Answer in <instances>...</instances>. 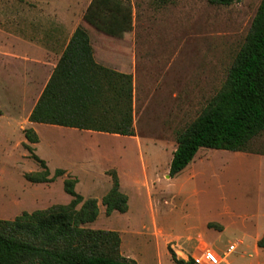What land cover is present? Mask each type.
<instances>
[{"label": "rangeland", "instance_id": "obj_1", "mask_svg": "<svg viewBox=\"0 0 264 264\" xmlns=\"http://www.w3.org/2000/svg\"><path fill=\"white\" fill-rule=\"evenodd\" d=\"M129 2V23L114 26L115 19L98 9L92 12L107 18V30L136 33L135 136L81 135L36 125L40 143L35 154L46 161L51 176L57 169L67 175L50 184H32L25 174L41 168L24 147V130L31 126L21 112L8 110L9 100L0 89V220L69 204L72 198L64 190L69 175L78 179L77 193L99 202L97 220L85 227L118 232L122 256L138 264H173L170 249L185 261L199 255L210 247L200 244L190 250L172 234H183L189 226L201 230L205 222L226 227L223 233H207L220 264H264L263 250L251 242L264 231V159L245 157L264 155V132L247 153L202 148L174 182L168 178L177 134L223 87L262 0L230 6L207 0ZM83 19L79 26L89 34L96 38L102 33ZM114 172L129 198V210L108 217L102 198L112 188ZM233 245L236 249L228 253Z\"/></svg>", "mask_w": 264, "mask_h": 264}, {"label": "trees", "instance_id": "obj_2", "mask_svg": "<svg viewBox=\"0 0 264 264\" xmlns=\"http://www.w3.org/2000/svg\"><path fill=\"white\" fill-rule=\"evenodd\" d=\"M207 1L215 6H230L240 0ZM92 8L115 19L114 26L120 25L132 20L129 0H92L83 22L96 25L97 30L110 36L131 33L121 29L108 31L106 17L93 13ZM28 120L134 137L133 77L97 64L89 33L79 26ZM263 132L264 0L223 87L195 121L177 134L169 176L181 174L202 148L247 152L250 143ZM24 135L27 140L24 147L41 168L25 174L28 182L50 184L67 175L66 170L57 169L51 176L46 161L31 146L39 143L38 134L28 128ZM111 179L112 188L102 198L108 217L114 212L124 214L129 210V198L121 191L118 174L112 173ZM77 184L78 179L69 175L64 181V190L72 198L67 205L23 212L14 220H0V264H138L122 256L118 232L85 227L97 220L99 202L77 193ZM258 246L264 248V236ZM170 253L174 264H193L192 259H178L171 249Z\"/></svg>", "mask_w": 264, "mask_h": 264}, {"label": "crops", "instance_id": "obj_3", "mask_svg": "<svg viewBox=\"0 0 264 264\" xmlns=\"http://www.w3.org/2000/svg\"><path fill=\"white\" fill-rule=\"evenodd\" d=\"M91 2L92 0H0V89L9 100V111L21 112L23 117L29 119ZM89 36L97 64L132 75L134 80L135 32L113 36L100 33L96 38L93 34ZM28 125L34 129L39 124L28 120ZM66 129L81 135H112L57 126V130ZM39 143L31 144L35 152ZM248 156L264 159L262 154L245 155ZM171 157L173 158V154ZM168 178L171 179L170 183L174 182L170 176ZM194 195L196 192H193ZM172 201L174 210L178 209L175 199ZM209 224L211 223L205 222L201 230L198 226H189L183 234L172 236L190 250L205 244L210 247L206 249L215 251L216 246L207 241V233L213 230L223 233L226 227L221 224V229H217ZM263 236L264 231L252 237L251 242L258 246ZM261 249L264 253V248Z\"/></svg>", "mask_w": 264, "mask_h": 264}, {"label": "built area", "instance_id": "obj_4", "mask_svg": "<svg viewBox=\"0 0 264 264\" xmlns=\"http://www.w3.org/2000/svg\"><path fill=\"white\" fill-rule=\"evenodd\" d=\"M236 249V246L233 245L228 249V253H232ZM193 264H220L221 261L217 254L210 250L206 249L201 255L194 256L192 258Z\"/></svg>", "mask_w": 264, "mask_h": 264}]
</instances>
